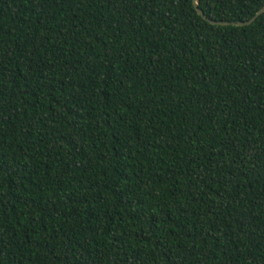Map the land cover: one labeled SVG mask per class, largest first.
Instances as JSON below:
<instances>
[{
    "label": "trees",
    "instance_id": "obj_1",
    "mask_svg": "<svg viewBox=\"0 0 264 264\" xmlns=\"http://www.w3.org/2000/svg\"><path fill=\"white\" fill-rule=\"evenodd\" d=\"M0 264H264V13L0 0Z\"/></svg>",
    "mask_w": 264,
    "mask_h": 264
},
{
    "label": "water",
    "instance_id": "obj_2",
    "mask_svg": "<svg viewBox=\"0 0 264 264\" xmlns=\"http://www.w3.org/2000/svg\"><path fill=\"white\" fill-rule=\"evenodd\" d=\"M198 3L199 0H192V4L194 9L196 10L197 14L199 16H201L205 21H207L208 23L212 24V25H220V26H247L252 24L260 15H262L264 13V5L263 7L258 10V12L255 14V16L253 18H251L248 21H240V22H219V21H215L212 20L210 18H208L207 16L204 15V13L201 11V9L198 7Z\"/></svg>",
    "mask_w": 264,
    "mask_h": 264
}]
</instances>
